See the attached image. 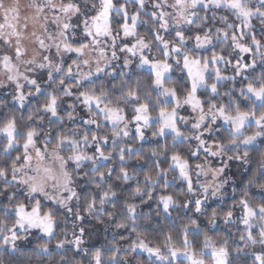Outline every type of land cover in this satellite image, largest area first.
<instances>
[{"label":"clouds","instance_id":"obj_1","mask_svg":"<svg viewBox=\"0 0 264 264\" xmlns=\"http://www.w3.org/2000/svg\"><path fill=\"white\" fill-rule=\"evenodd\" d=\"M249 84L264 88V0H0V264L264 259V128L217 115H264ZM37 203L48 231L18 225Z\"/></svg>","mask_w":264,"mask_h":264},{"label":"snow or ice","instance_id":"obj_2","mask_svg":"<svg viewBox=\"0 0 264 264\" xmlns=\"http://www.w3.org/2000/svg\"><path fill=\"white\" fill-rule=\"evenodd\" d=\"M111 0H105V4L108 5L110 4ZM230 3L233 4V6H235V0H229ZM67 7H71V5L67 6ZM125 22H127V14L125 13ZM177 35H181L180 33H177ZM196 39L199 41L200 37L197 36ZM65 48H68L67 45H65ZM129 51H131V49H128ZM175 50V49H174ZM243 51H248L247 49H242ZM71 51L79 53L81 51L80 48H72ZM19 54V53H18ZM215 59V58H214ZM144 63H150V61L147 58H144ZM201 63V61L199 59H194L192 61H189L188 57L186 56L184 58V67L185 70L187 71L189 78L191 79L194 75L198 74V69L196 66H198ZM205 68L208 65V61L207 58L204 59L203 61ZM152 68H153V73L156 75H160L161 71H167L168 70V66L167 65H160V69H157L156 64H152ZM215 90V88H213V91ZM247 91L249 94L253 95L254 97H260L261 99H264V88L261 89H257L255 87H253V85L249 84L247 86ZM196 92V88L195 85H193L192 87V91L189 94V98H191ZM86 101H93L96 98L92 97V96H86L85 97ZM144 106L140 105L137 108V112H140L141 109H143ZM241 109L243 110H237L234 114L231 112H225L224 107L221 106L220 108L217 109V115L220 117L221 120L225 121V122H233L234 124L237 121H246V120H253L254 124L260 128H264V115H257L256 112H249L248 109V105L246 103H242L241 104ZM165 109H161L160 110V114L161 116H164L165 114ZM257 112L259 111L258 109L256 110ZM137 131L140 132V128H137ZM29 137H31L32 133L29 132L28 133ZM95 139V137H94ZM255 137H251V138H246L245 142H248L249 140H254ZM30 142V141H29ZM25 143V148L28 147V143ZM96 151L98 153L101 152V149L99 147L96 148ZM25 159H27V157H25ZM173 160L179 161V157L178 156H173L172 157ZM179 166V165H178ZM33 190H35V186L33 187ZM170 198H165V202H164V207L165 209H167L168 207V203L167 200H169ZM196 208L197 210H199V205H200V201H196ZM241 204H243L244 206V213L245 216L247 217L248 213L250 211H252L247 202L244 200H241ZM258 210L261 212H264V203H262L261 205L258 206ZM227 215H231V213H228ZM16 216L18 218V225L19 227H23L25 223H27L29 226H37L39 227L42 231H48L50 230L49 225H48V221H50V216L45 213L43 216L40 214V208L38 206H34L32 207L30 210L27 209L25 207L24 204H18L17 208H16ZM264 235V234H262ZM252 238V235L249 234V239ZM4 242L7 243L9 241V239H11L12 241H15L16 239V235H15V229L12 230V235L11 237L5 236L4 238ZM81 241L79 240V238H77V240L75 241L76 244H79ZM134 247L135 242H134ZM139 247L142 249H145L147 252H149L152 255H158L160 252L159 248H153V247H149L145 244V242L143 240L139 241ZM171 254L173 256H176L178 252H180L181 250L178 248L175 249H170ZM212 255L214 257H216V264H226V261L224 259V256L226 255V250L224 248H220L219 250H214ZM99 258H100V252L97 251L94 254V259L97 261V264H99ZM190 260V264H203V261L201 260H197L192 258L191 256L189 257ZM256 260V264H264V259H261L260 255H257L255 257Z\"/></svg>","mask_w":264,"mask_h":264}]
</instances>
